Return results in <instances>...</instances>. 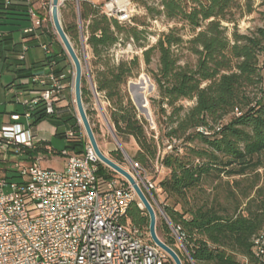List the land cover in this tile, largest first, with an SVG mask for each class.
<instances>
[{
    "label": "trees",
    "instance_id": "16d2710c",
    "mask_svg": "<svg viewBox=\"0 0 264 264\" xmlns=\"http://www.w3.org/2000/svg\"><path fill=\"white\" fill-rule=\"evenodd\" d=\"M5 1L0 0V20L10 21L17 29L29 26L28 5L8 0L4 6ZM135 2L152 18L183 24L192 33L185 40L181 29L173 27L155 44L138 46L146 67L156 59V70L149 72L159 93L157 114L164 126L157 137L148 132L124 90L139 69V57L114 63L109 56L111 49L124 42L145 40L144 31L108 16L103 2L90 0L64 2L60 8L62 29L74 50L81 36L86 38L91 52L90 82L108 104L109 125L122 148L129 139L135 143L132 160L139 164L142 174L155 164L166 173L158 182L162 202L152 192L164 216L156 224L158 238L176 252L182 264L186 260L175 248L169 226L181 228L186 251L196 264H245L237 256L255 264L252 239L264 229V27L247 34L238 32V21L245 12H251L241 0H159L157 7L146 6L142 0ZM57 45L60 52L52 53V57L58 64L59 55L66 54L59 42ZM182 47L193 61L181 62ZM91 96L90 86L82 77L81 97L87 118L94 113L87 108ZM182 102L192 105L185 107ZM30 117L32 127L57 119L56 112L47 115L40 107ZM70 119L77 130L76 119ZM92 131L97 134L95 128ZM86 142V137L69 139L66 152L81 154ZM38 151H29L27 156L33 158ZM57 155L62 157V152ZM108 158L123 167L118 149ZM99 176L122 180L103 165ZM223 176H251L249 191L242 193L243 201L234 200L232 208L204 188L209 179L220 181ZM234 195L227 192V198L236 199ZM138 203H132L124 223L141 231L148 228L149 220ZM142 237L152 243L147 231Z\"/></svg>",
    "mask_w": 264,
    "mask_h": 264
},
{
    "label": "built area",
    "instance_id": "2783aa9c",
    "mask_svg": "<svg viewBox=\"0 0 264 264\" xmlns=\"http://www.w3.org/2000/svg\"><path fill=\"white\" fill-rule=\"evenodd\" d=\"M8 4L6 0L4 6ZM45 5L51 21V0ZM27 14L31 23L22 34L33 38L44 19L31 4ZM106 14L121 23L128 20L126 14L117 17L111 12ZM40 48L47 59L29 77V84L37 86L39 91L26 98L22 80L12 86L23 112L11 113V123L1 128L0 155L12 153L23 157L35 151L37 143L21 123L22 118L30 122L31 113L38 107L47 115L55 114L64 88H69L74 95V69L71 67L69 77L57 73L58 64L50 48L46 44ZM27 51L28 47L23 45L19 61L24 60ZM72 104L75 106L74 99ZM76 121L77 130L64 134L68 140L84 137L78 116ZM48 152L47 149L50 155ZM62 156L65 158L63 170L42 168L38 156L30 163L12 164L17 181L0 177V264H171L169 256L142 237L139 229L124 223L128 209L138 201L137 196L123 178L99 176L103 164L88 141L81 154L63 151ZM128 164L136 174L128 171L136 183L155 201L152 192L157 187L146 180L139 164L133 160ZM138 207L143 210L140 203ZM169 228L183 251L185 264H196L186 251L181 228ZM252 253L255 264H264V229L252 239ZM242 259L248 264L247 259Z\"/></svg>",
    "mask_w": 264,
    "mask_h": 264
},
{
    "label": "rangeland",
    "instance_id": "374dc122",
    "mask_svg": "<svg viewBox=\"0 0 264 264\" xmlns=\"http://www.w3.org/2000/svg\"><path fill=\"white\" fill-rule=\"evenodd\" d=\"M65 1L66 0H61L59 6L58 13H59V19L61 25L62 22H61L60 8L61 7L64 8ZM90 1L95 3L103 2L104 3L103 10L106 13L111 12V14H113L116 17L122 14H126L128 16V20L123 22L125 25L137 26L139 30L144 31V33L142 34V38L145 37L146 38L145 40L139 41V43H134L132 41L124 42L123 45H118L115 48L111 49L109 52V56L114 63H117L120 60H130L134 56L139 57V69L137 70V73H134L135 74L134 77L129 80L124 90L126 91L133 105L135 106L138 116L143 118V120L146 122L148 132L149 133L153 132L155 134V137H157L160 134V132L164 130V126L160 125L159 123V116L157 114L159 93L149 72L150 70H156V59L154 58L152 64L149 67H146L144 65L141 55L142 49L139 48L138 46L139 45L151 46L155 44L156 40L163 33H166L169 29L173 27H177L181 29L179 33L180 35L183 36L185 40L188 39L192 33L190 32V29L184 26L183 24L174 23L172 21L165 19L164 17L152 18L150 15H148L145 8L139 3L135 2V0H122V2L124 3L121 2V4L117 3L118 0H90ZM142 1L146 4V6H150V7H157L159 5V0H142ZM241 1L244 5L247 4L248 6H250L251 12L250 13L245 12L243 18H241L238 21L237 24L238 32L241 34H247L258 27H264V0H241ZM47 3L48 0L32 1V5L36 14L44 19L40 25V32L42 33L41 35L43 36L42 43L48 45L52 53L57 54L60 52L59 46L57 45L59 39L55 34L51 21L49 20L48 8L46 5L45 6L43 5ZM245 11H247V9H245ZM14 29H16V27L12 26L9 21L0 22V33L11 31ZM74 51L76 52L78 58L80 59V63L82 65V77L86 80V82L90 86L91 82L89 78L88 62L91 57V52L88 46L86 45V38H84V46H82V42L80 39L78 47ZM179 55L181 57L180 59L181 62L193 61V57L188 54V52L185 50V47H182L179 50ZM43 58H44V53L39 48L31 49L30 52L28 53V59H31L33 61H40ZM60 62L65 64L69 69L71 67L73 68L69 60V57L67 55L66 57L60 55ZM11 78L12 75L10 73H5L4 75L1 76L0 109L4 108L6 104L7 105L12 104L13 107H16L19 110L18 113L21 114L23 112L22 111L23 108L21 105L18 104L19 101H17L16 99L15 88L12 87V89H10L11 90L10 92L9 91L4 92L3 90V86H5V84L11 80ZM90 87H91L90 89H92L91 90L92 96H91L90 105H88L87 108L89 110L93 109L94 113L90 115L88 121L90 123L91 128H95L97 131V134L94 135L95 139L98 142L104 140L106 142L112 143L114 142V140L107 124L108 121V113L106 110L107 108L104 110L101 106H98L99 105L97 104L98 97L94 94L95 90L92 88V86ZM12 96L13 99H11ZM182 104L185 107H189L192 105V102H182ZM72 106L74 105L72 104ZM85 109L86 106H84V110ZM166 112L167 114H169L170 109L166 108ZM74 114L77 117V113L75 112ZM22 121L25 124V128H28V124H29L28 121H26L24 118H22ZM55 121L56 120L54 119L48 120L50 124H53V127H57L58 132L67 131L71 126V123L65 125L60 123L58 124ZM2 125L3 122L0 118V130L2 128ZM80 128L82 130L83 136L85 137L84 130L82 129L81 126ZM66 144H67L66 140L61 139L55 135H53L51 138L52 148L57 152L62 151L65 148ZM164 144H166V141H164ZM123 149L127 154V157L122 154L123 167L128 169V171H130V173H132L133 175H136L133 171L130 170L128 164L129 161L132 160V158L135 156V151H136L135 143L131 139H129V142L126 145H124ZM10 162L13 164L15 162V159L14 158L11 159ZM64 162L65 159H63L59 155H46L43 156V159L41 161V167L44 169L63 170ZM0 172H1L0 175L3 176L4 171L3 172L0 171ZM165 174H166L165 171L162 168H160L157 164H155L152 169L146 170L145 173L143 174L146 180L152 182L157 187L156 193L158 194V198L160 199V202H162L163 198L159 194L160 189L158 187V182L165 176ZM12 175L13 174H10V176ZM250 179L251 176L246 178L237 177L236 179H228L223 176L221 177L220 181L218 179L214 181L212 179H209L207 183L204 185V188L207 190V192H211L212 195L217 194L219 196L218 197L219 201L223 205H227L232 208L235 203L234 200H237L238 198L242 199V193L249 191ZM11 180L17 181L16 179H11ZM140 187L142 188L141 184ZM212 188L213 190L211 191ZM229 190L235 194L234 196L236 199L232 197L227 198V192ZM8 191L9 189H5V192ZM146 196L150 201L154 209V212L156 214V224H157L160 218L164 219L162 210L158 202L152 200L147 194ZM146 231L148 232V228L146 227H143L141 229L142 234H144ZM145 239L147 240V238ZM175 248L181 255H183V251L177 245V243L175 245ZM236 258L238 261L243 262V259L241 257L237 256Z\"/></svg>",
    "mask_w": 264,
    "mask_h": 264
},
{
    "label": "crops",
    "instance_id": "0c3cea01",
    "mask_svg": "<svg viewBox=\"0 0 264 264\" xmlns=\"http://www.w3.org/2000/svg\"><path fill=\"white\" fill-rule=\"evenodd\" d=\"M32 1H35V0H17V2H24V4H27L28 7L30 6V4L33 7ZM0 22H4V21L0 20ZM30 23L31 21L29 22L28 25H30ZM26 27L28 26H25L21 29L16 28L11 31L0 33V79H1V76L4 75L5 73H10L12 75L11 80L8 83H6L5 86H3L4 92L6 91L10 92L11 91L10 89H12V86L15 84V82L18 79H21L26 87L27 93L25 94V97L30 98L32 93L39 91V88L37 86H32L29 84L28 76L29 74H31L32 72H34L35 70L41 67V62L44 60L45 56L40 61H33L31 59H28V53L30 52L31 49H36V48L41 49L40 45L43 44L42 43L43 36L41 35L40 29H39L36 31V37L26 38L22 34V30ZM23 45H26L28 47V51L25 54L24 60L19 61L18 54L21 52ZM59 69H60V73H64L69 77L71 68L69 69L65 64L59 62L57 71ZM11 99H13V96ZM73 99H74V95L71 94L69 88H64L61 93L60 101L58 102L57 108H56V118L57 119H54L56 120L55 122H57L58 124L60 123V124H65V125L71 123V126L67 131L72 130L75 126L74 120L70 119V118L76 119V116L74 114L75 108L71 104ZM98 99H99L98 100L99 103H97L99 104L98 106H101L105 110L108 104L103 100L101 95H98ZM14 112H19V110L16 107H13L12 104L10 105L6 104L4 108L0 109V116H2L0 118L3 122L2 127L11 123L9 119V115ZM47 122L48 120L43 121L37 126L32 127L31 121H30L28 122L29 123L28 128H25L29 130V134L34 137V140L37 143L36 150H39V151L38 153L34 154V157L39 156V158L41 159L40 166H41V161L43 159V156L49 155L47 154V149L49 150L48 153H50V155H57V153L66 151L67 144L65 148L60 152H57L56 150L52 148L51 138L53 135L66 140V143H68V139L64 135L67 131L58 132L57 127H53V124H50L49 122L48 123ZM21 123L25 127V124L23 123V121H21ZM98 147L100 151L106 156H109L111 152L117 150V146L115 142L111 143V142H106L104 140L99 142ZM42 150H45L46 153H44V151ZM13 158L15 159V161H21L23 163L32 162V158L26 155L23 157L16 156L12 153H8L7 156L0 155V171L2 172L4 171V175L3 176L0 175V177H4V176L7 177V176H10V174H13L12 163L10 162L11 159ZM62 158L65 159L63 156ZM64 167H65V162H64ZM122 168L128 171V169H126L125 167H122Z\"/></svg>",
    "mask_w": 264,
    "mask_h": 264
},
{
    "label": "water",
    "instance_id": "95a60500",
    "mask_svg": "<svg viewBox=\"0 0 264 264\" xmlns=\"http://www.w3.org/2000/svg\"><path fill=\"white\" fill-rule=\"evenodd\" d=\"M60 1L61 0H51V11H50V16H51V24L53 26V29L55 31V34L57 35L59 39V43L62 45L63 50L65 51L66 55L69 57V60L73 66L74 69V104H75V109L77 112V116L81 122L82 128L85 133V137L90 144L91 148L93 149L95 155L97 158L101 161V163L106 166L108 169L119 175L121 178H123L127 183L131 186V188L134 190L137 199L139 203L142 205L143 210H145L149 224H148V235L150 238V241L163 250L168 256L169 259L173 264H182L179 256L176 254L172 248L167 246L165 243H163L157 236L156 234V214L154 212V209L146 197L145 193L143 192L142 188L136 183L135 179L133 176L126 171L124 168L113 162L108 156L104 155L96 142L95 136L93 134L92 128L90 126V123L88 121V118L86 116V112L84 110V105L82 102V97H81V80H82V65L80 63V59L78 58L76 52L74 51L68 37L65 35L62 25L60 23L59 19V6H60ZM81 42L82 46H84V38L81 36ZM92 88L94 89V86L91 83ZM94 93H96L94 91ZM143 102V99H142ZM108 128L111 132V135L113 137V140L117 146V149L127 157L126 152L116 139V137L113 134V131L109 125V122L107 121Z\"/></svg>",
    "mask_w": 264,
    "mask_h": 264
},
{
    "label": "bare ground",
    "instance_id": "6f19581e",
    "mask_svg": "<svg viewBox=\"0 0 264 264\" xmlns=\"http://www.w3.org/2000/svg\"><path fill=\"white\" fill-rule=\"evenodd\" d=\"M121 2H122V0H118V1H117V3H119V4H121ZM122 3H124V2H122Z\"/></svg>",
    "mask_w": 264,
    "mask_h": 264
}]
</instances>
